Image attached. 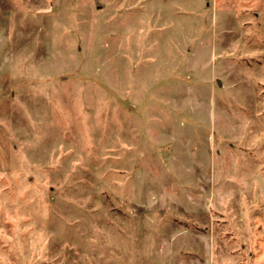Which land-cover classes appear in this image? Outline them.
<instances>
[{
    "label": "rangeland",
    "instance_id": "rangeland-1",
    "mask_svg": "<svg viewBox=\"0 0 264 264\" xmlns=\"http://www.w3.org/2000/svg\"><path fill=\"white\" fill-rule=\"evenodd\" d=\"M0 264H264V0H0Z\"/></svg>",
    "mask_w": 264,
    "mask_h": 264
}]
</instances>
